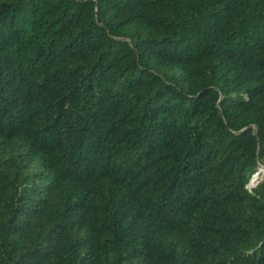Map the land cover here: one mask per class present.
<instances>
[{"label": "trees", "instance_id": "16d2710c", "mask_svg": "<svg viewBox=\"0 0 264 264\" xmlns=\"http://www.w3.org/2000/svg\"><path fill=\"white\" fill-rule=\"evenodd\" d=\"M260 167L264 0H0V264H264Z\"/></svg>", "mask_w": 264, "mask_h": 264}, {"label": "water", "instance_id": "95a60500", "mask_svg": "<svg viewBox=\"0 0 264 264\" xmlns=\"http://www.w3.org/2000/svg\"><path fill=\"white\" fill-rule=\"evenodd\" d=\"M259 170H263L264 171V168L263 167H260Z\"/></svg>", "mask_w": 264, "mask_h": 264}, {"label": "rangeland", "instance_id": "374dc122", "mask_svg": "<svg viewBox=\"0 0 264 264\" xmlns=\"http://www.w3.org/2000/svg\"><path fill=\"white\" fill-rule=\"evenodd\" d=\"M260 171H263V170H260ZM255 175V174H254Z\"/></svg>", "mask_w": 264, "mask_h": 264}]
</instances>
